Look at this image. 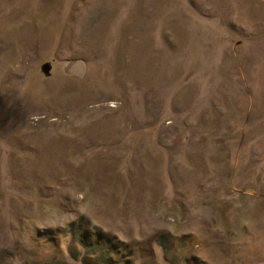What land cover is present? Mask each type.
<instances>
[{
    "label": "rangeland",
    "instance_id": "obj_1",
    "mask_svg": "<svg viewBox=\"0 0 264 264\" xmlns=\"http://www.w3.org/2000/svg\"><path fill=\"white\" fill-rule=\"evenodd\" d=\"M0 264H264V0H0Z\"/></svg>",
    "mask_w": 264,
    "mask_h": 264
}]
</instances>
